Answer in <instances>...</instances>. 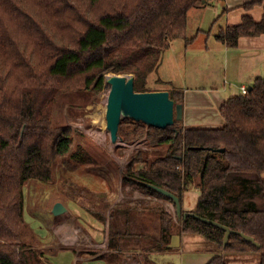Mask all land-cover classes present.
<instances>
[{
    "label": "trees",
    "instance_id": "1",
    "mask_svg": "<svg viewBox=\"0 0 264 264\" xmlns=\"http://www.w3.org/2000/svg\"><path fill=\"white\" fill-rule=\"evenodd\" d=\"M211 1L0 0V264H46L24 242L23 187L29 180L49 183L56 159L71 149V128L55 127L51 119L57 94L69 89L96 95L108 74H133L134 90L151 92L148 76L172 41L182 38L187 45L193 39L186 38L189 11ZM263 34L264 14L260 21L245 15L238 25L221 29L216 40L235 48L240 38ZM161 83L171 87L174 104L182 105V93ZM219 114L224 125L216 129H184L182 120L158 129L125 118L119 125L124 141L145 136L147 147L163 154H133L123 183L171 201L155 189L161 188L180 202L196 184L199 196L189 213L250 236L259 247L237 234L224 246V231L193 216H176L181 224L174 231L175 217L137 200L115 206L107 219L92 212L108 220V264L117 254L136 251L146 254L136 262L148 264L149 254L170 250L172 235L180 233L201 236L215 247L219 255L207 264H226L224 253L258 254L257 264H264V80L255 79L246 94L225 100ZM145 213L154 215V228Z\"/></svg>",
    "mask_w": 264,
    "mask_h": 264
},
{
    "label": "rangeland",
    "instance_id": "2",
    "mask_svg": "<svg viewBox=\"0 0 264 264\" xmlns=\"http://www.w3.org/2000/svg\"><path fill=\"white\" fill-rule=\"evenodd\" d=\"M219 7L220 4L213 0L191 9L186 38L193 39L187 45L182 38L172 41V49L166 55L172 56L175 62L169 68L166 67L163 73L181 88L186 86L200 89L199 87L211 85L223 89L225 85L228 89L226 95L229 97L239 94L240 84L231 82V76L235 75L234 64L237 62H228L216 51L219 47L216 36L221 28L226 27L225 18L217 13ZM164 55L165 53L163 57ZM160 78L163 76L159 69L151 73L147 80L148 90L155 92L168 88L161 83ZM57 95L52 105L51 119L55 127L71 128L72 145L66 155L56 159L49 183L29 180L23 187V218L27 226L24 242L40 252L46 264H108L111 255L105 243L108 241V220L101 222L92 212L105 215L107 219L115 206L137 200L150 202L175 217L177 224L174 231L180 229L181 221L176 218L171 201L144 196L133 185L123 183L126 166L133 154L139 151L151 152L147 157L154 158L162 155L163 149L147 147L145 136L127 142L119 135L121 142L117 145L111 143L106 126L95 119L97 113L106 111L108 88L104 86L96 95L69 89L60 91ZM182 126L191 128L184 124ZM216 128L218 127H213ZM190 192L189 200L193 205L190 209H193L197 198L194 199V190ZM56 203H61L66 208V212L58 217L52 213ZM182 212L186 211L182 209ZM144 219L152 228L157 224L154 215L145 213ZM95 229H100L98 235L95 234ZM185 236L199 238L203 246L210 245L201 236ZM144 255L146 254L137 251L117 254L113 264H139L136 258L141 261ZM226 256L236 255L225 254ZM91 258L103 261H89ZM148 264H180V260L173 253L157 252L149 254ZM242 264H248V261L245 260Z\"/></svg>",
    "mask_w": 264,
    "mask_h": 264
},
{
    "label": "crops",
    "instance_id": "3",
    "mask_svg": "<svg viewBox=\"0 0 264 264\" xmlns=\"http://www.w3.org/2000/svg\"><path fill=\"white\" fill-rule=\"evenodd\" d=\"M253 0H219L215 1L220 4V7L217 10L219 16L225 18V26H234L238 25L242 18L245 15L250 16L254 21H260L264 14V1L262 5L256 6L251 10H245L241 6L247 2ZM191 11V10H190ZM189 11V12H190ZM216 13V14H217ZM189 14V13H188ZM188 27V25H187ZM222 29V28H221ZM201 30V29H199ZM219 43V42H218ZM172 49V44L169 49L166 50L165 55L162 59V62L159 66V70L163 78L159 80L161 82H169L172 86L180 91L183 95V120L182 125L191 127L184 129H194L192 127H204L212 128L213 127H222L223 123L222 118L219 114L220 106L228 98L235 96L231 95L228 97L227 91L223 86V89H218L213 86L209 87H199L200 89H192V87L183 86L178 87L173 84V82L164 75L166 67L169 68L171 64L175 62V59L172 56L166 55L170 53ZM219 54H222L224 58L232 63V61L237 62L234 64L235 75L231 76L232 83H239V92L242 87L249 88L253 81L257 78L264 80V34L256 37H243L240 38L238 44L235 48H228L225 45L219 43V47L216 48ZM158 71V70H157ZM196 78V76H195ZM223 84H226L223 82ZM231 84L228 82V86ZM167 86V85H166ZM169 86V85H168ZM167 86V87H168ZM168 88L158 89L156 91H169ZM211 88V89H209ZM230 90V89H229ZM155 91V92H156ZM185 122V123H184ZM264 179V173H263ZM196 184H193L183 192L181 197V207L186 212H192L195 208L190 209L193 205L190 204L189 194L190 190H194V199H198L199 190ZM198 193V194H197ZM195 206V205H194ZM264 206V202H263ZM100 229H95V234L98 235ZM185 233H180V246L177 249H170L163 253H173L178 255L180 264H207L214 256L219 255L216 252L215 247L206 246L202 244L199 238H186ZM190 235V234H188ZM198 236V235H197ZM107 244V241L105 242ZM157 253V252H154ZM224 253L222 256L226 264H242L245 260L248 261V264H257L259 262V255L256 256H247L248 254H235L236 256H226ZM91 260H101L100 258H91ZM88 261V260H86ZM103 261V259L101 260ZM257 262V263H256Z\"/></svg>",
    "mask_w": 264,
    "mask_h": 264
},
{
    "label": "water",
    "instance_id": "4",
    "mask_svg": "<svg viewBox=\"0 0 264 264\" xmlns=\"http://www.w3.org/2000/svg\"><path fill=\"white\" fill-rule=\"evenodd\" d=\"M105 86L108 88V97L106 103V130L112 144L117 145L121 142L119 137V125L125 119L129 118L136 122H142L147 127L165 129L172 126L176 121L183 119V105L174 104L167 91L156 92H136L134 90V76L121 74H108L105 78ZM158 193L164 195L172 201L175 207V214L178 219H185L187 216L197 217L193 213H182L181 202L177 196L161 188H155ZM66 212V208L61 203H56L52 209L54 216L58 217ZM202 222L213 225L224 231L223 244H227L231 234H237L245 241L259 247L253 238L243 233L236 232L230 228L208 220L199 218ZM180 246V236L172 235L168 248L177 249Z\"/></svg>",
    "mask_w": 264,
    "mask_h": 264
},
{
    "label": "bare ground",
    "instance_id": "5",
    "mask_svg": "<svg viewBox=\"0 0 264 264\" xmlns=\"http://www.w3.org/2000/svg\"><path fill=\"white\" fill-rule=\"evenodd\" d=\"M105 114H106V111L103 110V111H101L100 113H97V114L95 115V119L101 121V125H102V126H106V124H105V123H106V122H105Z\"/></svg>",
    "mask_w": 264,
    "mask_h": 264
},
{
    "label": "built area",
    "instance_id": "6",
    "mask_svg": "<svg viewBox=\"0 0 264 264\" xmlns=\"http://www.w3.org/2000/svg\"><path fill=\"white\" fill-rule=\"evenodd\" d=\"M246 92H247V88L242 87V88L240 89V93H241V94H246Z\"/></svg>",
    "mask_w": 264,
    "mask_h": 264
}]
</instances>
